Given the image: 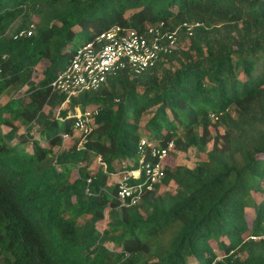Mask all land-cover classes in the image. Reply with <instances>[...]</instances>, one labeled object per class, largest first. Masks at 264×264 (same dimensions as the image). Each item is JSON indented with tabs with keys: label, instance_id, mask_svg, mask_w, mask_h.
<instances>
[{
	"label": "trees",
	"instance_id": "16d2710c",
	"mask_svg": "<svg viewBox=\"0 0 264 264\" xmlns=\"http://www.w3.org/2000/svg\"><path fill=\"white\" fill-rule=\"evenodd\" d=\"M160 21L177 44L142 75L52 92L101 32ZM4 95L0 264H264V0H0ZM77 109L95 125L64 150ZM142 138L194 160L122 206Z\"/></svg>",
	"mask_w": 264,
	"mask_h": 264
},
{
	"label": "built area",
	"instance_id": "2783aa9c",
	"mask_svg": "<svg viewBox=\"0 0 264 264\" xmlns=\"http://www.w3.org/2000/svg\"><path fill=\"white\" fill-rule=\"evenodd\" d=\"M196 26L198 24H182L188 36L193 34ZM31 34L29 30L18 36L29 37ZM177 41V32L166 29L163 21L148 24L143 29L114 27L103 31L71 54L68 64L52 81L51 90L67 94L68 100L77 93L99 89L109 76L120 72L128 71L140 76L154 67L162 55L171 52ZM97 115V109H77L73 130L83 137L87 136ZM61 138L65 142L69 136L63 134ZM137 151L140 154L139 169L125 173L117 186L116 198L122 206L136 205L161 181L165 175V158L174 151V145L170 142L163 148L149 147L147 140L142 138ZM142 176L138 182H127L130 179L139 180Z\"/></svg>",
	"mask_w": 264,
	"mask_h": 264
},
{
	"label": "rangeland",
	"instance_id": "374dc122",
	"mask_svg": "<svg viewBox=\"0 0 264 264\" xmlns=\"http://www.w3.org/2000/svg\"><path fill=\"white\" fill-rule=\"evenodd\" d=\"M82 40H80L79 38H77L75 45L79 46L81 44ZM43 67H39L38 71L39 73L42 71ZM38 79V76H36ZM36 79V78H35ZM9 99L8 95H4L1 99H0V104L5 103L7 100ZM92 125H95V121L92 122ZM61 127V125H60ZM76 144L77 146H80L83 142H82V136L81 133H79L78 131H74L72 136L69 137V139H67L64 144H63V148L64 150H66L70 145L72 144ZM174 151H171V154L169 156L173 157L171 163L173 164H186V165H192V161L194 160L193 157V153L192 151L190 153L186 154H182V153H173ZM167 157V159L165 158V162H168L170 160V157ZM113 179H115V177H112ZM112 246H110L111 248Z\"/></svg>",
	"mask_w": 264,
	"mask_h": 264
},
{
	"label": "crops",
	"instance_id": "0c3cea01",
	"mask_svg": "<svg viewBox=\"0 0 264 264\" xmlns=\"http://www.w3.org/2000/svg\"><path fill=\"white\" fill-rule=\"evenodd\" d=\"M123 175H124V174H120V175L118 174V175H115V176H113V177H115V179H113V178H112V179H113L114 181H119V180L123 177ZM119 178H120V179H119Z\"/></svg>",
	"mask_w": 264,
	"mask_h": 264
}]
</instances>
